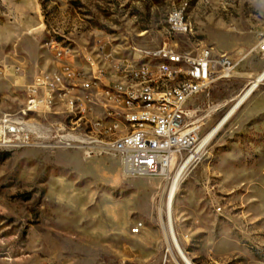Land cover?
Segmentation results:
<instances>
[{"label": "rangeland", "instance_id": "374dc122", "mask_svg": "<svg viewBox=\"0 0 264 264\" xmlns=\"http://www.w3.org/2000/svg\"><path fill=\"white\" fill-rule=\"evenodd\" d=\"M179 6L192 32L171 30ZM263 24L264 0H0V117L19 116L34 75L58 69L50 50L69 51L88 75L90 61L112 71L164 43L209 45L235 68L189 103L204 136L264 69ZM249 97L176 193L175 229L194 264H264V84ZM163 188L158 177L125 176L112 155L0 146V264H177L157 210Z\"/></svg>", "mask_w": 264, "mask_h": 264}, {"label": "built area", "instance_id": "2783aa9c", "mask_svg": "<svg viewBox=\"0 0 264 264\" xmlns=\"http://www.w3.org/2000/svg\"><path fill=\"white\" fill-rule=\"evenodd\" d=\"M172 17L175 32L181 33V27H190L189 20H182L181 14ZM256 38L255 50L264 55V24L256 31ZM177 46L164 43L161 48L146 49L147 56L158 58L159 54H174L186 61L198 60L202 68H209V81H202L201 73H194L185 66L169 68L158 62V67H149L135 56L118 58L112 71H98L95 67V78H102V87H95L94 78L87 77L86 83L64 79L62 68H70L73 74L80 73L82 67L69 58L68 51L50 50L56 56L54 66L61 71V78L58 83H50V76H45L43 69L34 75L26 87L29 104L24 105L19 116L7 113L0 117V146L75 149L85 158L112 155L119 159L125 176L158 177L163 186H167L179 167L188 173L197 166L206 155L209 144H202L201 125L192 121L189 103L207 92L216 80L231 77L235 68L227 53L218 52L212 46L201 45L189 51ZM85 53L92 58V53ZM124 74L134 75V79L169 74V82L171 76H186V84L177 90H169V84L162 85L159 92L119 89L118 85L109 84L110 76ZM55 85H62V96L74 93L69 114L53 112L51 89ZM95 90H102V97H95ZM79 92L89 94V103L79 100ZM105 95L124 98L127 114H119L117 106L105 103ZM135 105H148V113L134 118ZM149 109H159V116L150 117ZM110 114L124 115L127 125L118 126L119 135L114 142H102V133L115 126L105 123V116ZM76 119H86L87 127L75 128ZM216 210L221 212L222 207ZM142 227L136 224L133 231L138 233Z\"/></svg>", "mask_w": 264, "mask_h": 264}, {"label": "bare ground", "instance_id": "6f19581e", "mask_svg": "<svg viewBox=\"0 0 264 264\" xmlns=\"http://www.w3.org/2000/svg\"><path fill=\"white\" fill-rule=\"evenodd\" d=\"M176 14H181L182 20H188L186 16L185 7L181 11V7H175L169 14V26L172 31L175 32L173 17ZM189 28L181 27V33L192 32V23L189 20ZM163 46V45H162ZM162 46L158 47L161 48ZM68 55L71 53L68 51ZM86 56V55H85ZM141 56L147 61L144 63L149 67H158V62L160 64H167L169 68H176L180 66H185L189 68L190 71L194 73H201L202 81H209L210 72L209 68H202V63L198 60H187L180 59L179 56L174 54H159L158 58L153 56H147V50L142 51ZM85 62L87 63V56L85 57ZM92 66V71L87 75L84 69L80 70V73H73L70 68H62V75L64 79H71V82L76 83H86L87 77L94 78L95 87H102V78H95V67L94 62L90 61ZM98 71H104L97 68ZM45 76H50V83H58V78H61V71L59 68L53 73L43 72ZM119 78L122 82H117L114 85H118L119 89L130 88L133 91H144L149 89L150 92L161 91L162 85L169 84V90H177L183 88L186 84V76H171V81L169 82V74H160L155 76H142L141 78H135L134 75L124 74ZM264 84V69L253 79L248 82V84L242 89L239 95L235 97L233 105L227 110V112L214 124V126L206 132L203 136L202 144L210 143L219 130L226 124V122L232 117V115L238 110V108L249 98V96L256 90L260 85ZM29 93V90H28ZM53 112L58 114H69V105L74 102V93H64L62 96V85H55L51 89ZM95 97H102V90H95ZM79 100L82 103H89V94L86 92H79ZM29 103V100H28ZM105 103L117 106V112L119 114H127V107L124 105V98H114V95H105ZM144 113H148V105H135L133 110L134 118H141ZM150 117H158L159 109H149ZM105 123H112V125L102 133V142H114L116 137L119 135L118 126L127 125V118L124 115L110 114V116H105ZM87 127L86 119H76L75 128ZM187 174L184 168H178L173 180L170 184L165 186L160 193V200L158 203V215L159 220L162 225L164 241H165V251L171 254L172 258L177 264H194L191 258L183 250L179 239L178 233L175 229V221H178L179 215L174 216V201L176 198V193L182 182L184 176ZM220 205L216 206V209H220ZM138 224V223H137ZM143 226L142 223H139Z\"/></svg>", "mask_w": 264, "mask_h": 264}, {"label": "crops", "instance_id": "0c3cea01", "mask_svg": "<svg viewBox=\"0 0 264 264\" xmlns=\"http://www.w3.org/2000/svg\"><path fill=\"white\" fill-rule=\"evenodd\" d=\"M249 98H250V97H249ZM249 98H248V99H249ZM248 99H247V100H248ZM245 102H246V101H245ZM243 104H244V103H243ZM241 106H242V105H241ZM239 108H240V107H239ZM239 108H238V109H239Z\"/></svg>", "mask_w": 264, "mask_h": 264}]
</instances>
